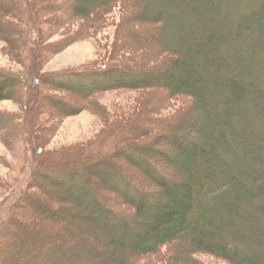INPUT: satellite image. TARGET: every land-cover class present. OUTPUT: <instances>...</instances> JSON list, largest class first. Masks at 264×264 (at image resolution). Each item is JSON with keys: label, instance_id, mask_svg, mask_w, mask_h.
Here are the masks:
<instances>
[{"label": "trees", "instance_id": "trees-1", "mask_svg": "<svg viewBox=\"0 0 264 264\" xmlns=\"http://www.w3.org/2000/svg\"><path fill=\"white\" fill-rule=\"evenodd\" d=\"M138 1L0 0V35L26 66L0 63V101L28 107L0 108V138L40 143L0 226V264H264V0H172L178 14ZM75 20L74 37L112 23L133 37L159 30L125 45L141 58L47 71V23ZM161 87L182 103L175 113L146 107L93 143L46 147L45 98L74 114L110 90ZM17 224L23 241L12 242ZM26 247L34 253L12 262Z\"/></svg>", "mask_w": 264, "mask_h": 264}, {"label": "rangeland", "instance_id": "rangeland-1", "mask_svg": "<svg viewBox=\"0 0 264 264\" xmlns=\"http://www.w3.org/2000/svg\"><path fill=\"white\" fill-rule=\"evenodd\" d=\"M138 3L141 7L162 5L170 8L172 14H178L179 6H182L183 1L174 3L172 0H139ZM46 26V30H48L46 50L49 51V55L45 60V69L47 71L99 64L112 59L113 55V58L119 61L141 58L142 55L140 53H135L131 49L126 50L125 45L128 42L134 45L135 39L138 40L139 38L141 40H156V37L153 36L155 31L159 30L155 29L154 31L153 25H151L152 27L146 25L141 32H134L137 36L133 37L130 25H126L121 30L120 23H112L107 28L101 29L96 33H83L81 36L74 37L73 34L80 32L79 28L82 26L80 20H75L73 24H68L66 28H55L52 23H47ZM177 28L176 35L179 32ZM161 30L163 29H160V32H164ZM132 31L134 30L132 29ZM118 38L120 39L118 40ZM56 41H63V44L66 43L65 47L63 44H59V47L62 46V48L58 49L57 46L51 45V43ZM116 41H119V43ZM252 41L251 39H245L244 43L247 42L249 44ZM8 44V40L0 35V63L17 70H24L26 68L25 64L8 51ZM57 90L63 91L53 87L48 89L49 93ZM149 90L134 88L110 90L101 94L96 101L97 103L93 104L92 107H84L74 114L58 109L59 106L56 103L51 101L50 98H45L44 104L46 107L41 116L45 124L43 133L46 137V147L66 149L75 145L81 146L82 144L93 143L96 139L103 136L108 127L111 126V120L114 118H123L129 114L140 113L146 107H148L149 113L152 111L155 115L162 117L175 113L182 105L177 97L169 94L170 90L166 87H161L157 91ZM0 108L18 111L28 107L25 100L8 98L0 101ZM39 145V141L33 143L32 140H25L24 138L17 140L16 145H11L5 139L0 138V226L9 214L13 203L23 194L34 177L37 163L39 162L37 161ZM159 146L162 148L167 147L169 142L164 141ZM165 160L166 164H168L169 160L166 158ZM96 168L98 166H93L92 170ZM54 198L55 200H53L56 203L60 196L57 195ZM48 209L47 211H41L38 215L41 218H45L49 211ZM43 210H45L44 207ZM70 213V210L63 212L66 215ZM19 227L23 228V225L17 224L16 230L9 233L8 237H13L12 242L23 241V237L13 235L19 232ZM7 249L11 251L8 254H12L19 248L10 244ZM33 253L32 249H27L26 247L25 250H22L21 255L13 257L11 260L12 262L18 259L23 260L25 256L29 257Z\"/></svg>", "mask_w": 264, "mask_h": 264}]
</instances>
